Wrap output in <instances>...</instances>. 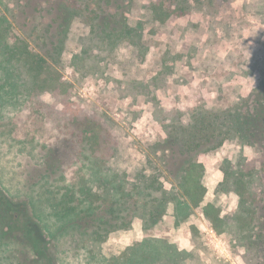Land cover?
Wrapping results in <instances>:
<instances>
[{"label": "rangeland", "instance_id": "obj_1", "mask_svg": "<svg viewBox=\"0 0 264 264\" xmlns=\"http://www.w3.org/2000/svg\"><path fill=\"white\" fill-rule=\"evenodd\" d=\"M144 1L131 0L127 7L129 24L143 26L142 39L134 40L136 44L118 34L108 43H99L90 26L77 18L65 26L62 51L52 52L50 45L40 50L64 87L58 96L79 106L83 119L87 118L76 125V134L85 131L84 135L91 136L96 131L103 151L104 141L109 140L106 147L111 152L101 161L104 174L99 177L103 183L90 191L92 199L111 192L112 180L105 175L109 169L119 175L128 192L140 171L148 177L157 176L153 165L159 163L152 148L169 139L175 125L189 123L196 113L223 112L248 103L264 110V105H257L264 99V25L259 21L264 0H230L217 12L192 7L182 18L165 24L153 21ZM16 2L0 0V11L10 23L8 35L13 41L27 38L35 22L27 20L28 15L17 8ZM29 13L31 19L35 15L39 20L34 10ZM80 55L86 58L79 60ZM43 96L59 111L64 110L65 105L59 104L50 90ZM1 108L0 195L20 206L25 211L23 222L36 224L44 236L46 245L37 248L45 252L46 258L38 256L42 264H104L97 260L100 251L106 259L126 264L124 260L133 247L148 238L168 240L184 252L195 251L204 264H245L243 246L231 233L216 230L201 209L178 225L171 207L151 226L142 218L132 217L119 222L118 227H108L106 236L105 232L101 234L104 241L91 246L95 257H88L71 234L55 233L60 225L50 207L59 205L64 188L74 183L72 176L76 181L79 176L87 180V173H92L86 162L78 174L65 173V179L56 182L64 173L66 159L77 157L83 145L75 144L70 134L64 138L66 153L57 157V152L47 147V135L41 136L37 128L33 131L28 126L26 110L16 113ZM259 149L233 136L220 148L196 157L206 169L205 204L217 205L228 221L238 211L240 198L233 191L221 190L223 165L243 160L249 167L260 169ZM176 162L179 165L181 160ZM162 178L166 189L175 186L174 177ZM72 191L70 186L68 195ZM88 228L94 229L92 224ZM24 253L29 256L32 252L24 248Z\"/></svg>", "mask_w": 264, "mask_h": 264}, {"label": "trees", "instance_id": "obj_2", "mask_svg": "<svg viewBox=\"0 0 264 264\" xmlns=\"http://www.w3.org/2000/svg\"><path fill=\"white\" fill-rule=\"evenodd\" d=\"M130 1L44 0L39 3V0H17V8L26 12L28 21L35 22L27 38L15 41L10 39V23L0 11V81L3 82L0 83L1 110L16 113L26 110L28 126L33 131L37 128L41 136L47 135L45 140L51 141L47 147L50 151H56L57 157L66 153L64 138L70 134L75 144L83 145L77 157L66 159V164L62 167L64 173L56 182L63 181L67 176L65 173L78 174L85 168L86 162L90 164L88 168L92 172L87 173V180L79 176L76 181V177L72 176L74 183L64 188L59 205H50L60 225L55 233H60L61 236L71 234L70 237L82 244L91 258L95 257L91 247L93 242H103L102 232L106 236V232L118 227L117 224L121 221L139 217L151 226L171 207L175 223L181 225L190 220L196 210L201 209L206 220L216 230L231 233L243 246L246 250L245 264H264V110L253 108L251 103L223 112H198L189 123L175 125L169 139L156 143L152 148L151 153L158 158L159 163L153 165L158 171L157 176L148 177L140 171L136 183L128 192L122 186L119 175L109 169L105 175L112 180L111 192L108 193L107 190L99 198L92 199L90 191L103 183L99 177L104 174L101 161L111 152V148L106 147L109 140L104 141L103 151L96 131L91 136L84 135L85 131L76 134V125L87 118L83 119L79 106L58 96V92H62L64 87L40 50L50 45L52 52L62 51L65 26L77 18L90 26L92 35L99 43H108L117 34L119 38H128L134 43V40L140 41L143 26L135 28L129 24L131 15L127 7ZM229 1L146 0L143 6L154 22L165 24L171 19L182 18L192 7L217 12ZM29 10H34L39 15V20L35 15L31 19ZM259 21L264 25V11L259 13ZM137 30H140L138 34ZM46 53L51 56L50 50ZM85 58L80 55L78 59ZM46 90H50L59 104L65 105L62 112L44 98ZM257 105H264V99ZM233 136L245 144L258 146L262 158L260 169L249 167L243 160L239 163H224V179L220 188L233 191L240 198L238 211L228 221L217 205L205 204L206 169L196 161V157L220 148ZM178 158L181 160L179 165L176 162ZM168 176L174 177L175 181V186L171 189L164 187L162 177ZM70 186L73 193L68 195ZM24 212L6 196L0 195V264H42L38 261V256L46 258L45 252L37 249L38 245L44 247L46 240L36 224L29 220L23 222ZM88 224H92L94 229L88 228ZM108 227L111 228L107 229ZM24 248L32 253L28 256L24 253ZM133 248L124 260L126 264H204L195 251L184 252L168 240L148 238ZM101 254L100 251L98 261H103L104 264L119 263L115 258L108 260Z\"/></svg>", "mask_w": 264, "mask_h": 264}]
</instances>
